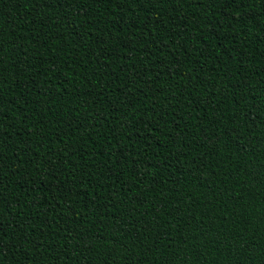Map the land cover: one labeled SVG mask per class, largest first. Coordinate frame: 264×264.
<instances>
[{
  "label": "trees",
  "instance_id": "trees-1",
  "mask_svg": "<svg viewBox=\"0 0 264 264\" xmlns=\"http://www.w3.org/2000/svg\"><path fill=\"white\" fill-rule=\"evenodd\" d=\"M0 264H264V0H0Z\"/></svg>",
  "mask_w": 264,
  "mask_h": 264
}]
</instances>
